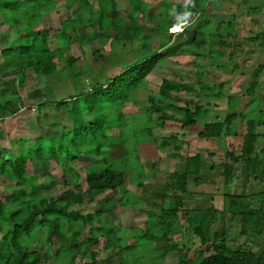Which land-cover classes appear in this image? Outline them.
<instances>
[{
    "label": "rangeland",
    "instance_id": "1",
    "mask_svg": "<svg viewBox=\"0 0 264 264\" xmlns=\"http://www.w3.org/2000/svg\"><path fill=\"white\" fill-rule=\"evenodd\" d=\"M92 3L91 9L84 5L83 0H0V101L13 99L19 112L16 114L7 115L6 118H0V151L10 154H19L23 147L36 146L38 138H52L57 136L63 129L67 131L72 128L73 120L70 114V109L76 104L82 103L81 91H88L96 82H106L110 77L116 75L121 67H125L129 62H136L142 59L144 53L153 54L157 51L165 52L167 48L173 50L171 54H167L158 62V65L147 78L141 82L140 87L131 91L130 100L126 102L125 109L128 107L133 110L131 113L123 114L120 117L121 121L127 124L124 128V135L118 125L109 130L110 135H115L107 140H104V158L103 154L95 156L92 154L82 155L80 158L69 162L78 172L80 177L74 178L71 173H65L61 166L54 167L52 163L46 161H36L29 163V173L34 174L36 181L44 183L47 187L44 188L46 195H57L63 192L64 188L79 190L75 183H68L69 180L78 181L80 189L85 191L87 188L85 177L86 162L100 164L103 167V160L106 158L110 161L111 158H116L126 173L125 186L131 190L133 197L140 196L139 187L131 180L135 179V170H139V164L135 160L134 154H130L123 159L120 156L117 146H122L119 143L125 140V146H130V152L139 155L140 164H145L148 161L154 162L156 165L153 171L148 172V183H165L170 181L171 172L174 170L183 169L185 165L184 157L186 155L202 154L207 167L202 171L203 177L197 184L193 177H190L188 189L193 194L192 198L188 199L186 205H194L198 207H206L213 205L221 210L224 203V192L231 191L232 193H253L264 189V176L261 175L257 181L252 182V174L244 168L243 160L234 164L233 178L227 183L223 174V162L227 160L226 151H234L240 154L242 149L243 137L247 128V119L250 117L260 116V111L264 114V67L260 72L258 80L260 84L256 87L253 95L247 93V88L253 80V70L259 63H264V47L262 42L263 34L257 41L251 39L256 32L263 31L264 27V0H235L238 5L232 12L236 15L235 20L229 19L228 22H206L200 23L203 16L199 17L196 23L191 27L192 31L183 33L180 36L172 37L170 44L166 48H161L166 39L169 41L170 35L166 27L170 24L169 19L175 16L174 11H183L184 8L177 3L172 7L170 1H165L161 4V0H146L147 12L153 10V19H146L143 23L145 28L141 29V33L149 34L151 51L141 48L146 40L141 37L133 40L132 43L112 42L107 37H96L91 41H81L77 37L88 33L91 34L95 28L88 19L91 16V10L94 15L98 14L99 5L97 0H90ZM117 3V13L120 17L126 20H133L137 17V12H132L135 2L138 4L141 0H115ZM144 1V0H142ZM188 0H176V2L185 4ZM172 2V1H171ZM226 0L215 1L214 4L221 7L227 5ZM224 4V5H222ZM163 6V20L156 30L152 28L153 23H158L159 18L157 11ZM82 16L75 15L78 9ZM258 6V7H256ZM173 8V9H172ZM200 8V6L198 7ZM188 9V8H187ZM222 9V8H221ZM174 10V11H173ZM189 11V10H188ZM140 12V11H138ZM249 15V16H247ZM148 16V14H146ZM253 17V18H252ZM82 18L83 21L80 19ZM204 18V17H203ZM237 21V22H235ZM30 23V24H29ZM38 25L49 32V45L52 49L60 48L62 52L61 62H58V70L50 76H45L42 73L27 67L23 72H19L13 68V64L22 62L29 56L22 52L21 45L30 44L33 35L25 36L24 32L29 30V26ZM236 28L234 29V27ZM151 27V28H149ZM171 27V26H169ZM66 32V37H62V29ZM173 29V27H172ZM234 29V30H233ZM195 30V31H194ZM197 30V32H196ZM157 31V32H156ZM182 31V30H181ZM180 31V32H181ZM71 35L74 41L67 38ZM169 36V37H168ZM233 36V37H232ZM250 37V38H249ZM194 38L191 42L190 39ZM234 38L235 50L229 56L227 55L230 40ZM67 40V41H66ZM226 41V42H225ZM225 42V44L223 43ZM256 44H254V43ZM175 46V47H174ZM10 48L3 55L2 50ZM224 48V49H222ZM99 50L101 55L95 56L94 51ZM231 50V49H230ZM73 56L76 62L73 66L68 67L66 60ZM119 59L123 62L115 63ZM240 67V79L232 80L236 72L219 71L217 69L229 65ZM18 68V66H16ZM228 75L230 79L229 86H225L226 80H221L219 73ZM231 76V77H230ZM164 78L173 79L183 84L190 85L191 88H182L180 91L173 90L171 93V101L178 103L189 104L194 110L198 104L202 105L209 112L207 117L214 118V113H219L217 119H224L231 112L239 114L231 126L230 132L226 133L219 139H204L198 136L199 126L191 128H183L181 123L175 121H167L164 126L153 128V136L161 139L163 136L177 135L179 140L173 141L161 151L155 141H144V136L148 133V128L156 119L157 113H148V108L151 105L149 96L158 93L159 85ZM42 87L46 98L53 100L61 97L77 98L78 101H69L67 106H58L55 103H49L42 108L37 107V99L30 98L28 93ZM221 92V96L215 97L216 93ZM234 95L237 101L235 104L228 103V97ZM51 101V100H50ZM161 102V101H158ZM128 103V104H127ZM164 104V103H160ZM165 105V104H164ZM117 105L105 106V109L110 111L108 117L110 121L115 122L117 118ZM168 110L172 107L166 103ZM116 111H111L112 108ZM114 112V113H111ZM203 118V114L201 113ZM113 118V119H111ZM207 120H209L207 118ZM202 121V119H201ZM206 121L203 120V122ZM202 128V125H201ZM257 131L261 134L256 142V151L264 156V124H257ZM95 145V142L89 143L88 146ZM85 150V146L82 147ZM120 149V148H119ZM94 165V166H95ZM247 174V175H246ZM15 183L8 181L4 176H0V196L5 199L6 196L13 192ZM122 190H108L102 195L91 196L85 195L82 203L71 206L80 211L81 215L86 219L88 214L100 213L101 207L107 208L105 212L98 214L94 225L102 224L113 228L114 231L120 233L121 246H128L136 242V233L141 227L140 219H146L147 211L152 204L145 203L143 199H139L136 205L121 206L119 198ZM109 196L107 201L103 203L100 199ZM156 212H160L159 208H155ZM182 214V213H181ZM220 219L213 225V229L219 227ZM227 227L229 244L246 247H258L257 238L246 236L240 232V222L227 217L225 220ZM85 226L80 234L82 241L89 235L92 225L89 223H81ZM178 233L175 235V241L183 246L191 258L198 257L197 251L202 248L199 238L192 232L187 219L181 217L178 223ZM40 235L38 240H40ZM56 238V237H55ZM254 238V239H253ZM104 240V238H103ZM59 237L56 239V245L62 246ZM68 245V243H65ZM102 244V243H101ZM147 240L138 241L137 248L127 252V260L133 257L141 256L147 264H176L177 253L168 252L167 255H153L154 251L148 245ZM260 244V243H259ZM117 246V244H114ZM38 248H44L43 243H38ZM53 246V250H55ZM84 250V246L82 248ZM99 264H121V255L115 247L104 249L100 245L98 249ZM67 258L61 257L60 260L54 261L50 256L45 258L42 264H84L89 262V258L75 257L73 262H67Z\"/></svg>",
    "mask_w": 264,
    "mask_h": 264
},
{
    "label": "trees",
    "instance_id": "2",
    "mask_svg": "<svg viewBox=\"0 0 264 264\" xmlns=\"http://www.w3.org/2000/svg\"><path fill=\"white\" fill-rule=\"evenodd\" d=\"M84 5L91 9V1L83 0ZM99 12L94 15L91 10L89 21L97 28L91 34L85 33L79 37L81 41H91L96 37H107L112 42L132 43L138 37L145 39L141 48L151 51L149 34H142L141 29L145 28L143 23L145 18L153 19V10L149 13L144 1L134 4L132 12H137V17L129 21L120 17L117 13V3L115 0H97ZM133 0L130 1V4ZM188 10L191 12L200 6V0H191L188 3ZM140 11V12H138ZM178 11H174V13ZM175 13V17L177 14ZM148 14V16H146ZM75 15L81 17V11H75ZM163 11L158 14V23H153L152 28H163L159 25L163 20ZM174 18V17H173ZM81 21L82 18L80 19ZM175 21V20H174ZM173 21V22H174ZM173 22H169L170 26ZM30 24V23H29ZM39 25V24H38ZM38 25L31 24L29 30L24 32L25 36L33 35V38L28 45H21L22 52L28 54V58L22 62L13 64V68L19 72H23L27 67L33 68L36 73H42L45 76H50L58 70V62H61L62 52L60 48L52 49L49 45V32L37 27ZM169 25L166 27L169 30ZM151 28V27H149ZM62 29V37H66V32ZM187 29L184 28L180 34H183ZM172 34H177L173 32ZM261 34L262 46L264 47V29L256 32L251 39L257 41ZM69 42L74 41V38L69 35ZM166 39L161 48H166L169 41ZM194 38L190 39L192 42ZM226 42V41H225ZM225 42H223L225 44ZM175 47V46H174ZM10 48L3 49V55ZM173 50L167 48L165 52L157 51L153 54L145 52L142 59L136 62H129L125 67H121L119 72L110 77L106 82H96L90 90L81 91L82 103L76 104L73 109H70V114L73 120L71 129L64 131L63 129L57 136L52 138H38L36 146L23 147L17 155L8 152L0 151V176H4L8 181L14 182L15 187L13 192L3 199L0 196V264H42L43 260L50 256L54 261H58L61 257L67 258V262H73L75 257L89 258L90 261L84 264H99L98 249L100 245L104 249L115 247L118 254L121 255V264H147L143 258L133 257L127 260V252L133 248H137L138 241L147 240L150 247L153 249V255H167L168 252L177 253L176 264H264V252L255 251L252 247L233 246L228 242L227 227L225 220L230 217L240 221V232L246 236L260 238L264 235V190L254 195H244L232 193L231 191L224 192V203L221 210L210 205L206 207H198L191 202L192 206L186 205L188 199L192 198L193 194L189 191L188 185L190 177H193L195 183H199L202 179L203 170L213 165L204 163L202 154L186 155L184 157L185 165L183 169L174 170L171 172V179L163 184L148 183V172L153 171L156 165L154 162L148 161L145 164H140L139 155L134 150L130 152L129 147L125 146L126 141L122 140L119 143L122 146H117L119 155L123 159L134 154L135 160L139 164V170L136 171L135 179L131 180L140 189V196L133 197L132 192L125 186L126 173L119 169L122 168L116 158L104 159V140L110 135L109 130L118 125L124 135V128L127 124L122 122L120 117L123 114L131 113L129 107L125 109L124 104L130 100L131 91L140 87L149 74L158 65V62L167 54H171ZM95 56H100L99 50L94 51ZM76 58L70 56L66 60L68 67L75 64ZM124 60L119 59L113 62L120 63ZM18 66V68L16 67ZM264 63H259L253 72V80L247 88V93L253 95L256 87L260 84L258 77L263 70ZM182 88H191L190 85L182 82L164 78L159 85L158 93L149 96L150 106L148 113H157V117L153 120V124L148 128V133L144 136V141H155L159 149L162 151L164 147L171 144L173 141H178L177 135L163 136L161 139L153 136V128L164 126L167 121H175L181 123L183 128H191L202 125L198 132V136L204 139H219L226 133L230 132L233 120L241 113L236 111L225 116L224 119L217 117L209 118L208 110L202 105H196L193 110L189 104L178 103L171 101V93L173 90L180 91ZM42 87L31 90L28 95L30 98L37 99V107L42 108L49 103H55L58 106H67L69 101H78L77 98L65 96L55 100L46 98ZM221 92L216 93L215 97L221 96ZM51 100V101H50ZM161 101L164 104H160ZM166 103L172 107L168 110ZM128 104V103H127ZM117 105V118L112 122L108 117L110 111L105 109V106ZM111 111H116L113 107ZM19 108L13 99L0 101V118H6L7 115L16 114ZM114 113V112H111ZM201 113L206 121L203 122ZM260 116L249 117L247 119V128L243 137L242 149L240 154L234 151H226L227 160L223 162V174L228 183L233 178L234 164L240 160L244 162V168L249 170L253 179L264 176V156H261L256 151V142L261 134L257 131V124H264V114L260 111ZM113 119V118H111ZM202 119V121H201ZM95 142V145L88 146L89 143ZM85 146V150L82 148ZM120 148V149H119ZM264 150V149H262ZM92 154L95 156H103V167L100 164L95 165L93 162H86L85 177L87 188L85 191L80 189L78 181L79 172L69 164V162L80 158L82 155ZM46 161L52 163L54 167L61 166L65 173L70 172L74 180H69L68 183H75L79 190H73L69 187L64 188L63 192L57 195H46L44 188L47 186L35 180L34 174L29 173V163L33 161ZM95 165V166H94ZM122 190L119 198L121 206L136 205L139 199H143L145 203L152 204L147 211L146 219H140L141 227L136 233V242L128 246H121L120 233L114 231L113 228L105 225L96 224L94 221L100 217L98 214L105 212L107 208L101 207L100 213L88 214L86 219L81 215L80 211L71 206L80 204L84 200V196L88 195L94 198L102 195L108 190ZM108 195L100 199V202L107 201ZM257 201V204H255ZM155 208H159L160 212H156ZM182 213V214H181ZM181 217L187 219L188 225L192 232L199 238L202 248L197 253L199 256L191 258L183 246H180L175 241V235L178 233V223ZM220 219L219 227L213 229V225ZM89 223L92 229L89 235L80 240V234L85 226L81 223ZM40 237V240H38ZM56 237V238H55ZM59 237L62 241L65 240L68 245L62 242V246L56 245V239ZM104 238V240H103ZM43 243L44 248H38V243ZM102 243V244H101ZM117 244L115 246L114 244ZM55 246V250H53ZM84 246V250L82 249ZM130 249V250H129Z\"/></svg>",
    "mask_w": 264,
    "mask_h": 264
},
{
    "label": "crops",
    "instance_id": "3",
    "mask_svg": "<svg viewBox=\"0 0 264 264\" xmlns=\"http://www.w3.org/2000/svg\"><path fill=\"white\" fill-rule=\"evenodd\" d=\"M146 0H144V2H145ZM165 1H167V0H161V4H165ZM170 0H168V2H169ZM172 1V2H171ZM169 3H170V6L172 7L174 4H172V3H177V4H179L181 7H183L184 8V10L183 11H179L178 13H176L177 14V17H175V16H173L172 17V20H171V18L169 19L171 22H173L174 20V22H173V24L171 25V27H169V30L166 32V33H168L171 37H176V36H180L181 34H180V32L179 33H177V34H172L173 33V31H171V29H172V27H174V26H176V25H178V24H180L181 23V21L178 19V17H180L181 15H183L185 12H191L190 10L188 11V9H187V7H188V1L185 3V4H181V3H178V2H176V0H171ZM215 1H218V0H200V8H197V9H195L194 11H192L191 13H192V15H191V17L188 19V22H187V24H185L183 27H182V30L184 29V28H186L187 30L184 32V33H189V31H192L193 29H191V27H192V25L194 24V23H196V21L198 20V18L199 17H201V16H203L202 17V19H201V22L200 23H208V22H217V21H220L221 23H225V22H228L229 21V19H234L235 20V14H234V12H235V9H236V7H237V5H238V3L235 1V0H226V2H224V3H226L227 5H225V7H221V5L220 6H218L217 4H214V2ZM222 5H224V4H222ZM256 7H258V6H256ZM161 9L159 10V12L157 11V16H158V14L159 13H161L162 12V8H163V6L161 5V7H160ZM222 8V9H221ZM173 9V8H172ZM234 10V12H232ZM174 11V10H173ZM247 16H249V15H247ZM253 18V17H252ZM169 21V22H170ZM235 22H237V21H235ZM170 26V25H169ZM236 28V26L234 27V29ZM233 29V30H234ZM263 29H264V27H263ZM195 31V30H194ZM157 32V31H156ZM196 32H197V30H196ZM169 37V36H168ZM233 37V36H232ZM251 37V36H250ZM249 37V38H250ZM229 40H230V44L228 45L229 47L230 46H232L233 45V48H228V50H229V52H228V56L230 55V54H232L231 52L232 51H236L234 48H235V42H233V40H234V38H228ZM253 40V39H252ZM259 41V40H258ZM254 43V42H253ZM254 44H256V43H254ZM222 49H224V48H222ZM231 49V50H230ZM255 68V67H254ZM242 68H241V64H240V67L239 68H236V66L235 65H229L228 67H225V66H223V67H221V68H219V69H217V70H219V71H228L229 73H231L232 71H234V72H236V74L237 75H235L234 76V78L232 79V78H230V79H227L229 76L228 75H222L221 74V72L218 74L219 75V77L221 76V80H226L227 79V81L228 82H225V86L227 87V86H229V82H230V80L232 79V80H234V81H236V79H240V71H242L241 70ZM240 74V75H239ZM231 77V76H230ZM233 98H236V96H234V95H231V96H229L228 97V100H227V102L228 103H231L232 102V104H235L237 101H235V100H233ZM208 115H209V112H208ZM216 115V113H214V115L213 116H215ZM205 119H207L206 117H205ZM204 119V117H203V120H205ZM199 128H201L200 126H199ZM200 130V129H199ZM251 174V173H250ZM247 175V174H246ZM260 179V178H259ZM258 178L255 180V179H253L252 178V182L253 181H257V180H259ZM264 190V189H263ZM262 191V190H261ZM258 192H260V191H257V192H253V193H237V194H244V195H254V194H257ZM255 204L256 205H258L257 204V201H255ZM236 220H238L239 221V219H236ZM240 222V221H239ZM254 239V238H253ZM256 239V238H255ZM258 240V242H256V244H258V247H256V248H253L255 251H257V253L258 252H264V235L262 236V237H260V238H257ZM260 243V244H259ZM251 247V246H250Z\"/></svg>",
    "mask_w": 264,
    "mask_h": 264
},
{
    "label": "clouds",
    "instance_id": "4",
    "mask_svg": "<svg viewBox=\"0 0 264 264\" xmlns=\"http://www.w3.org/2000/svg\"><path fill=\"white\" fill-rule=\"evenodd\" d=\"M189 3H191V0H188ZM192 13L191 12H185L183 15L178 17V19L181 21L180 24L176 25L171 29L173 32H179L182 30V27L187 24L188 19L191 17Z\"/></svg>",
    "mask_w": 264,
    "mask_h": 264
},
{
    "label": "built area",
    "instance_id": "5",
    "mask_svg": "<svg viewBox=\"0 0 264 264\" xmlns=\"http://www.w3.org/2000/svg\"><path fill=\"white\" fill-rule=\"evenodd\" d=\"M180 32V31H179ZM179 32H175V33H179Z\"/></svg>",
    "mask_w": 264,
    "mask_h": 264
}]
</instances>
